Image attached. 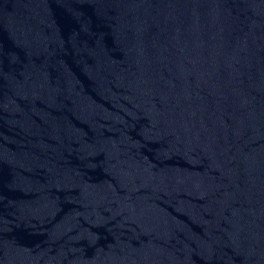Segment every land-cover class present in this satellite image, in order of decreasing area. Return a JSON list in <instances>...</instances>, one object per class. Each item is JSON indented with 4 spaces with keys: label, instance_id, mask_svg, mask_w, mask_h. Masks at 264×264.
Instances as JSON below:
<instances>
[{
    "label": "water",
    "instance_id": "obj_1",
    "mask_svg": "<svg viewBox=\"0 0 264 264\" xmlns=\"http://www.w3.org/2000/svg\"><path fill=\"white\" fill-rule=\"evenodd\" d=\"M0 264H264V0H0Z\"/></svg>",
    "mask_w": 264,
    "mask_h": 264
}]
</instances>
